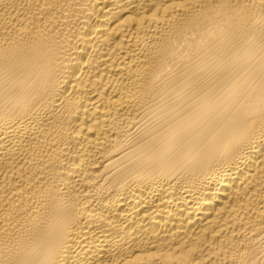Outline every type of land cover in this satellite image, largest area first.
Here are the masks:
<instances>
[{
	"label": "bare ground",
	"instance_id": "bare-ground-1",
	"mask_svg": "<svg viewBox=\"0 0 264 264\" xmlns=\"http://www.w3.org/2000/svg\"><path fill=\"white\" fill-rule=\"evenodd\" d=\"M0 264H264V0H0Z\"/></svg>",
	"mask_w": 264,
	"mask_h": 264
}]
</instances>
